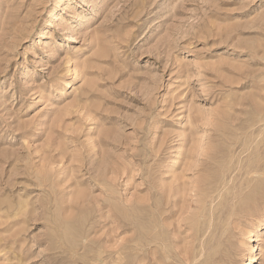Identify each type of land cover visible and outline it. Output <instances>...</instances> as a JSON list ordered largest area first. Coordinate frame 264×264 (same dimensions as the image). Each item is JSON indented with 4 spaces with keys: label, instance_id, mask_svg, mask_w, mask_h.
<instances>
[{
    "label": "rangeland",
    "instance_id": "rangeland-1",
    "mask_svg": "<svg viewBox=\"0 0 264 264\" xmlns=\"http://www.w3.org/2000/svg\"><path fill=\"white\" fill-rule=\"evenodd\" d=\"M0 264H264V0H0Z\"/></svg>",
    "mask_w": 264,
    "mask_h": 264
},
{
    "label": "bare ground",
    "instance_id": "bare-ground-1",
    "mask_svg": "<svg viewBox=\"0 0 264 264\" xmlns=\"http://www.w3.org/2000/svg\"><path fill=\"white\" fill-rule=\"evenodd\" d=\"M238 164V163H237ZM251 237V236H250Z\"/></svg>",
    "mask_w": 264,
    "mask_h": 264
}]
</instances>
